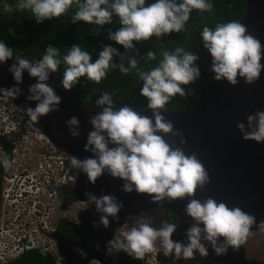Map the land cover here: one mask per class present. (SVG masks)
<instances>
[{"label": "clouds", "instance_id": "clouds-1", "mask_svg": "<svg viewBox=\"0 0 264 264\" xmlns=\"http://www.w3.org/2000/svg\"><path fill=\"white\" fill-rule=\"evenodd\" d=\"M6 1L0 0V6ZM74 3L77 10L71 18L73 24L84 22L103 28L118 21L120 27L115 31L109 28L107 39L122 46L125 52L121 53L111 44H103L93 61L92 54L79 44H73L63 55L59 47L49 45L37 62L15 57V63L8 68L15 84L11 88L0 87V96L15 99L22 95L19 85L23 83L26 71L29 77L36 78V82L28 87L29 95L26 97L28 101L37 102L34 108L26 109L29 118L36 121L59 111L62 97L48 81L61 64L65 68L60 85L66 91H71L82 77L99 84L110 70L118 68L124 74L135 70L142 82L140 95L146 98V107L151 110L154 122L130 105L117 109L113 94L103 93L95 101L101 111L88 121L92 130L87 135L84 150L91 152L92 156L83 160L72 156L70 167L83 172L92 184L107 173L123 181L121 191L124 193L147 194L154 203L161 204L165 199L191 198L185 213L194 223L186 230L187 242L172 239L178 226L175 223L166 224V221L173 214L166 209L156 208L143 212L149 220L143 216L136 218L143 213L127 217L123 226L127 230L121 233L123 239L115 236L109 240L106 245L108 254L123 252L140 264H171L169 255L184 260L193 259L196 253L206 257L208 247L205 242L211 245L217 256L225 255L229 247L237 250L240 245L244 246L246 241L252 239L246 240L249 234L254 233L250 229L255 217L240 207L229 208L224 202H217L213 198L204 201L192 198L198 188L210 182L206 168L195 154L187 155L182 148H173L159 134L173 132V123L167 121L161 112L166 110V105L174 97L186 95L184 86L200 79V56L178 46L171 52L162 51L158 66L148 71L138 67L137 43L183 32L193 10L211 12L213 0H16V8L30 10L35 22L42 24L65 15ZM3 11L12 12V5L6 4ZM200 35L203 48L211 57L210 71L214 74V80L227 81L234 86L238 78L249 85L260 78L264 71V64L261 63L264 44L248 33L247 27L240 21L218 24L214 29L204 26ZM125 53L128 54L127 66L123 62ZM13 57V48L0 39V65ZM114 58L120 62L117 63ZM142 58L145 61L155 60L156 53L148 51ZM187 94L189 97L195 96L196 100V92L187 90ZM66 125L71 137H79L78 117L72 116ZM6 126L3 124V127ZM236 126L244 140L264 143V111L249 115L247 128L244 123ZM0 164L8 167L10 161L5 157ZM85 195L87 202L94 204L96 211L101 213L99 223H94L93 227L103 225L107 228L109 218L119 220L124 204L116 196ZM130 220H133L132 224ZM220 237L224 238L223 241ZM160 255L165 257V262L160 260ZM193 263L197 262L186 264Z\"/></svg>", "mask_w": 264, "mask_h": 264}, {"label": "water", "instance_id": "water-1", "mask_svg": "<svg viewBox=\"0 0 264 264\" xmlns=\"http://www.w3.org/2000/svg\"><path fill=\"white\" fill-rule=\"evenodd\" d=\"M238 1H243L246 5L245 14L239 21L247 27L248 33L264 44V0ZM13 63L15 57L0 65L2 88H11L15 84L8 71ZM261 63L264 64V59ZM210 68L211 57L206 51L205 59L200 65L201 77L195 82L196 100L193 107L189 110H163L161 114L173 123L174 128L172 133L159 134L173 148H182L187 155L195 154L206 168L210 182L203 188H198L192 198L200 201L213 198L217 202H224L229 208L240 207L255 217L250 232H257L264 228V143L244 140L236 125L244 123L247 128V117L264 111V71L253 84H246L242 78H238V83L233 86L227 81L214 80ZM35 82L36 78L29 77L25 71L23 83L19 85L22 95L15 99L6 96L0 98L14 103L31 120L26 109L34 108L37 102L28 101L26 97L29 95L28 87ZM48 83L62 97L59 111L31 121L58 151L81 160L92 156L91 152L84 150L87 135L92 130L88 121L101 109L82 107L76 95L64 90L52 75ZM137 111L152 118L154 122L151 110ZM72 116L78 117L80 121V135L77 138L71 137L66 125V121ZM182 140L185 142L181 143ZM122 184V180L107 173L92 184L79 171L74 195L78 201L89 206L79 215V223L86 228L89 239L86 242H72L56 233L54 238L64 264H88L93 260L100 264H123L118 253L108 254L106 251L107 242L115 238V232H111L110 228H122L127 217L156 208L166 209L178 220V228L172 239L187 242L186 230L194 223L185 213L191 198L175 201L165 199L161 204L154 203L147 194L124 193L121 191ZM86 193L97 197L102 194L116 196L124 204L119 220L109 218L107 228L103 225L93 227L94 223H99L101 213L96 211L94 204L87 202ZM223 239L220 237L221 241ZM205 244L208 255L203 257L204 260L209 259L217 264H248L241 245L237 250L229 247L225 255L217 256L211 245L207 242Z\"/></svg>", "mask_w": 264, "mask_h": 264}, {"label": "trees", "instance_id": "trees-1", "mask_svg": "<svg viewBox=\"0 0 264 264\" xmlns=\"http://www.w3.org/2000/svg\"><path fill=\"white\" fill-rule=\"evenodd\" d=\"M11 4L12 12H4V6ZM213 10L211 12H200L193 10L190 19L185 26V30L179 34H171L157 39L152 37L148 41H142L136 44L139 49L138 67L143 71H148L158 66L162 59V51H174L176 47H184L185 50L198 54L200 60L199 66L205 59L206 49L203 48L201 32L204 26L214 29L218 24L239 21L245 14L246 5L238 0H213ZM77 10V4L74 3L69 11L52 20L37 24L30 10H19L16 8V0H7L0 6V39H3L13 48L14 57H20L31 62L39 61L45 54L49 45L59 47L61 53L66 54L67 49L73 44H79L83 49L88 50L93 57V61L98 57L103 44H111L121 53L125 50L122 46L107 39L108 29L113 31L120 27L118 21L112 25H105L100 28L95 25H89L84 22L73 24L71 18ZM115 20V18H114ZM11 30V31H10ZM135 43V42H134ZM154 51L156 59L145 61L142 57L148 52ZM127 53H125L124 63L127 66ZM116 62L119 63L118 58ZM65 65L61 64L58 71L52 75L60 83L63 78ZM142 82L135 74V70L128 74L121 73L118 68L110 70L107 77L99 84L82 77L80 83L75 85L73 92L81 105L86 108L99 109L95 101L105 92L113 94L114 105L118 109L124 105H130L135 110L147 109V100L140 95ZM186 95L181 97L177 95L166 105V110H189L194 105L195 96L189 97L187 90L196 92L195 83L184 86ZM0 145L7 146L0 139ZM1 192V184H0ZM1 197V195H0ZM167 223H175L178 220L174 215L168 217ZM111 232L115 228H110ZM57 233L72 242H86L89 239L88 232L81 224L76 225L66 220H61L58 224ZM123 264H140L137 260L127 256L125 253H118ZM160 260L165 262V257L160 255ZM248 264H264L254 259L247 260ZM10 264H55L54 259L39 251L28 252L16 259Z\"/></svg>", "mask_w": 264, "mask_h": 264}, {"label": "built area", "instance_id": "built-area-1", "mask_svg": "<svg viewBox=\"0 0 264 264\" xmlns=\"http://www.w3.org/2000/svg\"><path fill=\"white\" fill-rule=\"evenodd\" d=\"M0 137L15 146L21 143L16 148L18 161L21 157L24 162L35 161L21 172H13L14 176L5 175L1 184L0 264L42 250L55 264H64L54 238L58 224L61 220L79 224V214L88 207L74 196L79 171L70 167L72 157L55 149L31 120L4 98H0ZM32 142L38 149L41 144L43 150L35 149ZM33 151L36 160H31ZM141 216L147 218L145 213L136 218ZM88 264L100 263L93 260Z\"/></svg>", "mask_w": 264, "mask_h": 264}, {"label": "flooded vegetation", "instance_id": "flooded-vegetation-1", "mask_svg": "<svg viewBox=\"0 0 264 264\" xmlns=\"http://www.w3.org/2000/svg\"><path fill=\"white\" fill-rule=\"evenodd\" d=\"M1 140H3L5 143L9 142L7 138L0 137ZM8 144V143H7ZM18 146H15L10 143L7 146L0 145V160H3L5 157H7L10 161V166L4 167L2 164H0V184L4 182L5 175H11L14 176L13 172H21V170H24L28 166L32 165L35 161L31 162H20L18 161L19 158V150H17ZM32 159L31 160H36L37 154L33 151L32 154ZM130 218V217H128ZM130 223H133V220H130ZM126 228V227H123ZM119 229V228H118ZM118 229H115V236L117 238L116 231ZM197 258H193V260L189 262H197L193 264H207L206 262H210V264H217L209 259L204 260L203 257H201L199 254ZM120 257V256H119Z\"/></svg>", "mask_w": 264, "mask_h": 264}, {"label": "rangeland", "instance_id": "rangeland-1", "mask_svg": "<svg viewBox=\"0 0 264 264\" xmlns=\"http://www.w3.org/2000/svg\"><path fill=\"white\" fill-rule=\"evenodd\" d=\"M31 145L35 148L38 149V144L36 143H31ZM38 150H43L42 149V145H39V149ZM21 153V152H20ZM20 162H24V160L22 159V157L19 159ZM131 227V224L129 223V228ZM127 230L126 228H120L116 231L117 234V239H123L121 233L123 231ZM250 237H252V239L250 241H246L245 245L243 246L244 250H245V258L246 259H254L257 260L259 262H264V228L251 233L247 236L246 240H249ZM198 254V253H196ZM195 254V257H198V255ZM169 262L171 264H186L187 262L193 260H184V259H177L174 255H169L168 256ZM207 264H210V262H206Z\"/></svg>", "mask_w": 264, "mask_h": 264}, {"label": "bare ground", "instance_id": "bare-ground-1", "mask_svg": "<svg viewBox=\"0 0 264 264\" xmlns=\"http://www.w3.org/2000/svg\"><path fill=\"white\" fill-rule=\"evenodd\" d=\"M7 143L10 145V142H7ZM16 145H17V146H18V145L20 146V145H21V143H17Z\"/></svg>", "mask_w": 264, "mask_h": 264}]
</instances>
